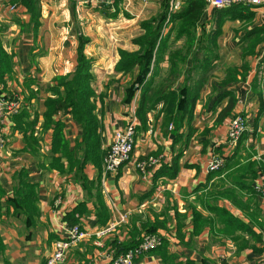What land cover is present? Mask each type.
I'll return each mask as SVG.
<instances>
[{
    "label": "crops",
    "instance_id": "crops-1",
    "mask_svg": "<svg viewBox=\"0 0 264 264\" xmlns=\"http://www.w3.org/2000/svg\"><path fill=\"white\" fill-rule=\"evenodd\" d=\"M41 24L36 31L30 26V14L21 0H0V37L6 51L13 54L12 74L0 77V90L9 96L22 97L23 107L11 116L6 124L8 145L0 155V234L6 245L0 254V264H44L55 249V242L68 236L67 212L78 204L85 203L87 212L79 216V225L88 236L73 244L61 264H111L116 256V244L130 239L131 230L142 222H166L159 230L169 241V249L181 260L191 258L201 262L204 258L217 264H264V200L239 189V184L256 186L264 181V164L258 156H264V17L262 10H251L242 16L230 12L223 17L221 31L215 40L224 8L207 7L195 29L194 48L203 60L206 48L218 49V57L210 59L214 69L200 91L194 110L192 127L194 132L187 147L183 141L175 143L174 123L168 121L161 111L162 104L147 113V124L138 118L135 147L132 156L117 173L105 175L92 163L85 167L84 174L91 180L100 177L103 199L108 207V220L100 224L94 193L86 188L77 169L61 172L43 169L39 163L47 164L51 154L53 128L43 129L45 101L52 92L48 89L57 75L72 72V68L57 74L56 64L66 66L70 61L66 50L83 34L91 38L86 54L94 59L92 86L98 95L97 115L103 122L102 146L108 150L115 134L123 129L135 115L140 91L132 102H126V88L133 76L116 71L120 59L119 50L134 51L139 47L133 39L143 32L141 21L155 16L163 0H115L113 6L99 7L91 0H39ZM185 1L178 12L166 20L163 36L167 38L164 60L160 63L161 73L155 78V90L171 72L169 54L184 50L188 46L189 34L182 33L179 26L183 18L174 17L185 12ZM228 8V7H225ZM170 13V11H169ZM173 16V17H172ZM92 32L110 34L111 55L95 60L87 51ZM76 41H75V39ZM214 39V40H213ZM104 50V49H103ZM194 57L187 63L186 71ZM248 66L244 77L228 85L220 84L228 66ZM57 70V69H56ZM234 92L237 102L230 114L225 110ZM102 96V97H101ZM221 97V98H220ZM243 113L248 120L245 138L235 147L228 146V131L231 118ZM137 116V115H136ZM65 123V135L74 149L82 138L83 126L75 121L68 111L56 116ZM172 124V127L170 128ZM39 138L38 155L26 150V136L32 131ZM182 131H186L182 129ZM28 137V136H27ZM239 144V149L235 150ZM184 148L180 159V172L174 179L159 180L154 185V171ZM157 153L161 165L149 169L145 177L137 167L143 157ZM234 157L221 173L209 171L208 165L214 154ZM79 156L82 152L78 153ZM65 161V159H64ZM66 162V161H65ZM66 168L68 166L66 162ZM22 169L29 174L30 182L38 183V206L40 216L36 226H29L22 213L9 204L15 194L18 175ZM252 173L257 177L252 178ZM237 193V203L227 193ZM59 200V202H58ZM214 206L224 207L242 220L250 229L236 228L235 231L218 232L206 226L193 235V207L203 214L215 218ZM184 226V242L177 235L176 225ZM115 224L112 232L99 238L95 233L101 228ZM224 228L218 225V228ZM259 236L261 240L257 239ZM136 264H165L161 255L150 253L139 257Z\"/></svg>",
    "mask_w": 264,
    "mask_h": 264
},
{
    "label": "trees",
    "instance_id": "trees-1",
    "mask_svg": "<svg viewBox=\"0 0 264 264\" xmlns=\"http://www.w3.org/2000/svg\"><path fill=\"white\" fill-rule=\"evenodd\" d=\"M187 7L185 12L174 17L183 18L179 26L182 33L189 34L188 46L184 50L172 51L169 54L171 61V72L163 81L161 86L155 90V78L160 75V63L164 60L166 51L167 38L163 36V28L169 16L171 0H163L160 11L149 19L141 21L140 25L143 30L141 34L133 39V42L138 45V49L134 51L119 50L120 59L117 62L116 71L124 74H131L132 80L126 88V102H132L135 95L140 91L139 104L136 109V115L143 123L147 124V113L155 109L159 104H162L161 111L165 114L168 121L174 123V132L176 134L175 143L183 141L184 148L187 147L190 138L194 132L192 121L194 119V110L197 101L200 97V91L203 85L208 81L210 72L214 69L210 59L218 57V49L206 48L203 60L198 58L199 50L194 48L196 40L195 29L199 21L204 15L206 4L204 0H186ZM21 3L26 6L30 14V26L36 31L41 24V6L39 0H21ZM251 9L245 6H231L219 11L220 18L217 23L216 31L212 37L216 40L220 34L223 17L230 12L242 16L244 12H250ZM172 15V14H171ZM249 16H253L254 12H250ZM173 17V16H172ZM213 39V40H214ZM91 42V38L80 34L78 36L77 46V64L75 69L65 75H57L54 78V83L48 89L52 92L45 101L46 110L44 113L43 129L48 130L53 128L51 156L47 164L39 163L43 169H57L61 172L74 171L77 169L80 179L88 188L89 191L95 188L97 203V216L100 224L106 223L108 220V207L103 199L101 191L100 177L98 180L91 181L85 174L84 170L88 163H92L99 171H101L104 157L107 150L102 146V130L103 122L97 115L98 98L95 92L92 81L94 79L93 67L94 59L86 54V47ZM194 57V64L186 71L187 63L190 58ZM14 67L13 54L6 51L0 37V77L3 79L6 75H11ZM248 66H242V71L236 66H228L224 77L220 84L228 85L245 76ZM230 96V102L225 110L226 114H230L231 110L237 102V98L232 91H227L221 97ZM102 97V96H101ZM220 97V98H221ZM63 111H68L73 119L83 126V135L77 141L74 149L70 148V142L65 135V123L62 119H57L56 116ZM185 129L186 131H182ZM33 130L26 136V150L38 155L39 138L35 136ZM246 133L242 135L239 144L242 143ZM239 144L235 153L239 149ZM184 148H181L171 160L170 163H164L154 171V185L159 180L174 179L180 172V159L183 156ZM82 152L79 156L78 153ZM227 156L225 164L221 166L215 173L223 172L230 161L234 157ZM157 156V153L151 154ZM149 156V155H148ZM148 156L141 160H146ZM68 164L66 168V162ZM18 175V184L15 189V194L8 199L18 213H22L29 226H36L40 216L38 206V183L30 182L28 172L22 169ZM257 177L256 173H252V178ZM239 189L244 190L252 195L259 194V191L250 183L239 184ZM237 192L227 193L228 197H232V201L237 203ZM193 235L200 234L206 226H211L212 230L218 232L230 230L235 231L236 228L250 229L242 220L233 215L224 207L214 206L211 211L215 214V218L207 217L198 208L193 207ZM86 204L80 203L74 209L67 212L69 226L79 224L81 214L87 212ZM218 225H223L224 228H218ZM184 224L178 221L177 235L181 242H184L183 228ZM166 228V222L156 220L155 222H142L140 228L134 225L131 230L130 239L117 243L116 256L125 252L141 243L144 236L147 234H157L161 237V246L150 253L161 255L165 264H217L204 258L201 262L187 258L181 260L178 255L172 253L169 249V241L164 238L159 230ZM254 234V233H253ZM256 236V234H254ZM257 239L261 240L259 236ZM6 245L0 234V254L5 251ZM45 264V263H44ZM225 264V263H221Z\"/></svg>",
    "mask_w": 264,
    "mask_h": 264
},
{
    "label": "built area",
    "instance_id": "built-area-1",
    "mask_svg": "<svg viewBox=\"0 0 264 264\" xmlns=\"http://www.w3.org/2000/svg\"><path fill=\"white\" fill-rule=\"evenodd\" d=\"M96 6L110 7L113 6L115 0H91ZM148 3L149 0H142ZM186 0H171L170 14L178 12ZM207 7L225 8L231 6H245L251 10H262L264 17V0H204ZM169 14V17H170ZM23 107L22 97L18 94L13 96L7 95L0 90V155L8 145L6 124L8 119L18 114ZM136 113V111H135ZM138 118L135 115L128 121L126 126L118 130L115 138L107 150L103 160V172L105 175L117 173L120 168L130 160L134 147L135 135ZM172 127V124L170 128ZM248 120L243 113L235 114L229 123L228 131V146L235 147L240 138L247 130ZM264 164V156H258ZM225 164V156L221 154H214L209 162L208 170L216 171ZM161 165V157L149 155L146 160H139L137 167L142 174L147 177L149 169H155ZM259 191V198L264 200V181L255 186ZM59 202V200H58ZM115 224L101 228L96 231V235L101 238L113 231ZM68 236L64 239H59L55 242V249L46 259L45 264H61L66 260L69 248L77 241L82 240L88 236V232L84 230L79 224L74 226H66ZM161 244V237L157 234H147L139 245L133 247L125 252L115 256L111 264H136L139 257L149 255L151 251L156 249Z\"/></svg>",
    "mask_w": 264,
    "mask_h": 264
},
{
    "label": "rangeland",
    "instance_id": "rangeland-1",
    "mask_svg": "<svg viewBox=\"0 0 264 264\" xmlns=\"http://www.w3.org/2000/svg\"><path fill=\"white\" fill-rule=\"evenodd\" d=\"M92 39L98 42L95 44H90L87 48V51L90 52L92 56H94L95 60H97L99 57L101 58L103 55L105 56L106 54L111 55V52L113 51L112 49L113 39L112 37H110V34L106 32H104V34L92 32ZM76 47H77V42L74 45H71L68 48V50H66V57L70 61L69 63L66 64V66L59 64L53 66V70L55 71L56 74L58 72H62L66 69L72 68V61L76 59ZM159 246H161V244Z\"/></svg>",
    "mask_w": 264,
    "mask_h": 264
}]
</instances>
